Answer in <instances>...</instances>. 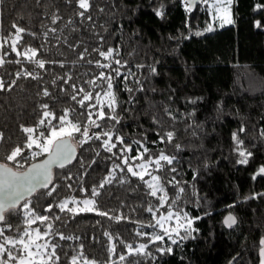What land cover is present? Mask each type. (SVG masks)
<instances>
[{
	"label": "trees",
	"instance_id": "1",
	"mask_svg": "<svg viewBox=\"0 0 264 264\" xmlns=\"http://www.w3.org/2000/svg\"><path fill=\"white\" fill-rule=\"evenodd\" d=\"M160 2L167 5L163 20L152 11ZM207 2L202 0L191 13H187L180 0H96L98 6L105 8L102 14L92 13L97 25L95 32L105 37L103 47L118 48V58L127 61L122 71L131 69L144 84V91L134 93V103L128 102L129 93L122 88L118 90L122 105L118 112L122 124L117 127L130 139H138L142 131L147 132L150 141L158 139L156 126L152 123L154 116L159 118L165 131L175 129L173 144L157 143L148 147L153 153L165 148L178 158L175 175L183 182L181 186L185 191L181 199L171 206L172 210L201 217L194 224L199 229L194 233L196 238L173 246V255L158 257L154 262L147 257L133 256L123 264H259L260 240L264 237V196L245 197L264 193V178L251 179L256 169L264 164V136L261 135L264 132V29L254 27L255 20L264 21V11H253L254 5L264 4V0H235L232 8L235 24L213 31H205L209 21ZM57 8L64 17L58 25L63 32L57 35L68 36L70 40L78 38L85 46L95 47L97 36L87 22L82 26L78 22L76 27L80 30L77 32L64 27L67 19L73 16V9L64 0H40L39 5L36 0H3L0 4V35L8 34L14 22L42 33L51 26L49 17ZM197 31L204 34L194 35ZM24 39L26 44L35 47L44 43L41 58L45 60L72 61L77 58L63 44L57 45L54 39L50 38L48 42L42 38L33 40L30 36ZM8 58L16 57L12 53ZM91 58L99 57L93 53ZM137 65L144 67L138 69ZM18 67L6 65L5 69H0V75L5 71L11 73ZM151 67L157 69L156 75L151 73ZM46 68L47 71L40 70L42 80L21 79L11 92H0V131L5 132L7 138L0 143V161L12 145L24 141L19 125H33L41 103H48L57 114L63 108H75L72 117L82 123L86 119L81 115L84 110L52 88L50 81L54 75L70 71L74 81L81 84L98 70L84 62L75 66L66 64L65 68L51 64ZM43 86H49L56 95L52 98L37 95ZM190 98L201 99L193 105L187 102ZM166 108L176 115L175 122L166 115ZM193 112L195 115H189ZM241 125L247 129L241 138L254 153L248 165L235 163L237 157L231 133ZM175 144L181 145L179 151ZM96 152L100 155L96 156ZM110 155L100 147V141L78 147L76 160L64 169H54L55 183L59 185L54 196L46 197L41 190L32 198L37 212L48 214L44 213V206L65 197L78 200L90 197L92 186L98 185L112 167ZM130 155H136L135 148ZM81 159L84 167H81ZM93 159L97 163L88 167ZM68 174L73 176L71 181L63 179ZM158 174L165 180L173 175L168 172ZM115 175L116 179L106 185L96 198L97 205L102 211H110L114 215L122 213L129 219L116 222L95 213L71 218L69 214L53 212L51 215L59 214L65 221H57L54 230L80 237V240L69 241L50 238L61 246L58 249L61 264H67L64 253L73 254L72 249L78 248L80 243L84 245L86 256L103 264L109 258L108 238L103 235L104 231L118 237L115 242L117 253L124 251L120 241L134 245L147 242V237L138 236L137 231H161L159 227L149 225H155L157 214H167L169 204L159 205L157 197L147 195V187L130 174L117 171ZM121 178L128 182L119 183ZM68 183L73 185L71 190L67 188ZM81 186L87 191H80ZM165 188L167 199H175L177 189L168 184ZM150 205L155 218L146 210ZM228 211L237 217L238 222L233 228L225 227L222 222ZM10 220L17 223L22 221V217L13 215ZM32 227L43 230L44 225L37 222ZM8 234H15V230ZM167 243L166 239L165 245ZM159 246L150 245L149 250L155 253ZM112 259L121 264L117 256H112Z\"/></svg>",
	"mask_w": 264,
	"mask_h": 264
},
{
	"label": "snow or ice",
	"instance_id": "2",
	"mask_svg": "<svg viewBox=\"0 0 264 264\" xmlns=\"http://www.w3.org/2000/svg\"><path fill=\"white\" fill-rule=\"evenodd\" d=\"M36 2L38 5L40 4V0H36ZM64 2L73 9V16L67 19L64 27L70 28L72 32H77L80 30L79 27H76L77 23L79 22V25L82 26L87 22L97 36L95 47L85 46L84 42L78 38L70 40L68 36L57 35L58 32H63V29H60L58 25L64 20L59 8L51 13L49 17L51 26L42 33L32 31L14 22L11 24V31L8 34L0 35V69H5L9 64L19 66L11 73L5 71L4 75H0V92H11L21 79L42 80L40 70L47 71L46 65L58 64L60 68H65L66 64L75 66L84 62L98 70L81 84L74 81L70 71L63 75H54L50 81L52 88L63 93L84 110L81 113L86 117L83 123L72 117L71 114L75 108L66 107L61 110L60 114H57L48 103H41L36 122L31 126L19 125L25 136L24 141L12 145L3 161H0V264H61V255L58 254V249L61 246L56 243L55 239L50 238L56 237L61 241H69L80 240V237L68 236L62 231L54 230L57 221H65H62L59 214L51 215L53 212L66 213L71 218L84 213H95L116 222L128 220L129 217L122 213L114 215L110 211L100 210L97 205L96 198L102 194L101 190L106 185L116 179L117 171L137 178L147 187V195L157 197L158 204L161 206L168 203L169 210L166 216L156 219L155 225H149L150 227H159L161 229L159 233L137 231L138 236L147 237V242L134 245L120 241L124 246V251L121 253H117L116 250L115 242L118 237L113 236L109 231H104L103 235L108 238L109 258L103 264H117L112 256H117L118 261L123 264L133 256L147 257L154 262L158 257L173 255V246H179L185 240L196 238L194 233H198L199 229L195 228L194 224L201 219L199 216H190L189 213L182 210H172L171 206L181 199V194L185 191V188L181 186L183 182L177 180L175 175L178 171L175 166L179 163L178 158L176 155L168 153L165 148H160L158 152L153 153L148 147L149 144L157 143L161 145L173 144L176 136L175 129L165 131L159 118L154 116L152 123L156 126L157 140L150 141L148 133L144 131L141 132L138 139H130L120 133L117 126L122 124V118L118 109L122 105L118 97V90L122 88L123 91L129 93L128 102L134 103V93L144 91L143 81L136 77L131 69L122 71L127 61L118 58L119 49L104 48L105 37L95 32L97 25L92 13L102 14L105 12V8L98 6L96 0H64ZM200 2L201 0H180L187 13H191ZM203 2L206 3L207 0H203ZM2 3L3 0H0V4ZM234 3L235 0H215L214 15L219 19L220 27L235 24L232 11ZM166 9L167 5L160 2L152 8V11L156 17L163 20L166 18ZM253 11H264V4L256 3ZM186 26H188L187 20ZM254 27L264 29V21L255 20ZM213 30L212 25L205 29V31ZM203 34L200 31L194 33L196 36ZM25 36H30L33 40L42 38L45 42H48L50 38L54 39L57 45L63 44L77 58L72 61L45 60L41 58L45 44L42 43L39 47L26 44ZM12 53L15 54V59L8 58ZM93 53L99 58L92 59ZM25 64L33 67H26ZM136 67L139 69L144 65ZM150 71L153 75L157 74L155 67H151ZM85 75L88 74L85 73ZM37 95L52 98L56 92L51 91L49 86H43ZM200 99L190 98L187 102L195 105ZM164 111L173 122L176 121L177 117L171 109L166 108ZM189 115H195V113ZM108 122L111 123L106 127ZM189 127L192 126L189 125ZM246 131L247 129L241 125L231 133V140L234 144L233 151L237 157L235 163L238 165H248L254 156L253 151L245 146V141L241 138V135ZM261 135L264 136V132ZM6 139L5 132L0 131V143L5 142ZM126 140L130 142H126ZM91 141H100V147L111 154L108 158L113 160V163L108 174L98 185L92 186L90 197L83 200L65 197L58 202L48 203L44 206L43 211L48 214L38 213L32 198L41 190L46 197H53L59 187L55 183L54 169L66 168L77 159V148H82ZM174 147L177 151L181 149L180 144H175ZM134 148L136 155L132 156L130 154ZM99 155L100 153L96 152V156ZM41 157L42 159H38ZM115 160L120 162L116 163ZM80 163L81 167H84L82 159ZM96 163L97 160L93 159L88 167ZM25 164H28L26 169ZM161 172L173 175L170 179L165 180L158 174ZM193 178H196L195 175ZM258 178H264V164H261L251 176L253 181ZM63 179L71 181L73 176L68 174ZM127 182L125 178L119 180L121 184ZM165 184L172 185L177 189L175 199L171 201L167 199ZM72 187L71 183L67 184L68 189L71 190ZM80 191H87V189L81 186ZM257 196H264V193H256L252 197H245V199H253ZM146 210L153 213L155 218V212L151 205ZM13 215L22 217V221L12 223L10 217ZM172 220H175V225L165 227V223ZM37 222L44 225L43 230L32 227ZM237 222V218L231 213L223 220L224 225L228 228H233ZM21 223L23 227H21ZM13 230H15V234H8ZM166 239L168 243L165 245ZM156 244L160 246L156 247L155 253H153L149 250V246ZM72 253L71 255L64 253L67 264H101V262L85 255L83 243H80L78 248H73ZM259 253L260 264H264V238L260 240Z\"/></svg>",
	"mask_w": 264,
	"mask_h": 264
},
{
	"label": "rangeland",
	"instance_id": "3",
	"mask_svg": "<svg viewBox=\"0 0 264 264\" xmlns=\"http://www.w3.org/2000/svg\"><path fill=\"white\" fill-rule=\"evenodd\" d=\"M208 7H209V21L207 23L206 28L209 25H212L213 29L219 28L220 27V21L218 18H216V16L214 15V8L213 5L215 3V0H208ZM205 28V29H206ZM167 214L162 213L161 215L157 214L158 219L162 216H166ZM175 225V220L172 221H167L165 223V227H169V226H174Z\"/></svg>",
	"mask_w": 264,
	"mask_h": 264
},
{
	"label": "water",
	"instance_id": "4",
	"mask_svg": "<svg viewBox=\"0 0 264 264\" xmlns=\"http://www.w3.org/2000/svg\"><path fill=\"white\" fill-rule=\"evenodd\" d=\"M202 1V0H201ZM39 159H42V157L41 158H39ZM32 162H36V161H32ZM28 167V165L25 167V169ZM23 170V169H22ZM229 213H231L232 215H234L235 217H236V215L233 213V212H231V211H228V212H226L225 214H224V216H223V218H222V222H223V220H224V218L227 216V215H229ZM237 218V217H236ZM224 224V223H223ZM225 226V225H224ZM226 227V226H225ZM228 228V227H227ZM264 238V237H263ZM259 264H260V253H259Z\"/></svg>",
	"mask_w": 264,
	"mask_h": 264
}]
</instances>
